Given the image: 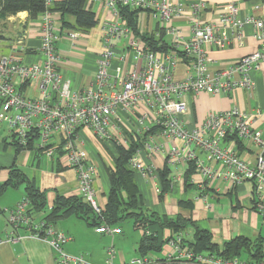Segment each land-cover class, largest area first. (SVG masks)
Masks as SVG:
<instances>
[{"label":"built area","instance_id":"2783aa9c","mask_svg":"<svg viewBox=\"0 0 264 264\" xmlns=\"http://www.w3.org/2000/svg\"><path fill=\"white\" fill-rule=\"evenodd\" d=\"M107 14L100 13L103 50L98 58V70L91 88L72 90L71 83L59 71V45L63 29L47 11L40 18V50L42 64H28L23 55L34 50L29 43L18 40L8 55H0V122L9 133L25 147L36 137V148L46 150L51 141L64 136L63 150L66 163L77 174L80 195L97 214L101 213L95 201L94 181L97 174L89 153L82 148L87 131H92L105 144L123 147L135 146L129 167L145 173L143 157L156 149L165 160L195 162L197 172L206 180H229L232 189L252 182L254 208L264 216V138L259 130H252L255 116L238 110L215 112L195 128H188L184 115L188 109L187 98L206 93L220 95L236 87L253 88L247 77L255 63L264 64V19L253 14L242 18L240 6L227 5L217 23H203V13L208 5L204 0H94ZM53 0H46L47 7ZM263 4L256 3L258 12ZM4 0H0V17ZM138 10L149 15L156 30L147 37L160 40L169 38L168 52L153 50L150 40L134 36L133 27L125 18V10ZM181 22V23H180ZM253 23L259 49L241 58L232 68L211 74L207 64L210 47L224 49L233 33L239 47L245 45L246 25ZM221 31L226 34L222 35ZM72 39L81 32H70ZM127 45L123 46V41ZM179 51L189 65L186 76L175 79ZM113 72V73H112ZM237 75H244L234 80ZM29 84L36 93L34 98L22 91ZM156 130L158 139L147 142L145 136ZM236 131L241 139L256 147L254 160L240 156L222 147L228 132ZM180 141V143H177ZM205 154L218 168L206 166L199 160ZM150 158V155H148ZM151 160V159H150ZM27 200L22 201L10 214V225L15 230L21 223L30 225L33 217L26 215ZM47 228L43 232V228ZM121 230L110 226L97 228V233L118 234ZM44 233V235H40ZM36 236L50 239L57 253L58 264H92L84 257L65 254L61 245L70 241L65 235L39 224ZM116 251L108 250L105 264H114ZM184 262L188 264H264V258L244 260L241 257H224L213 253L194 254L179 236L170 239L162 256L147 254L130 260L127 264H163Z\"/></svg>","mask_w":264,"mask_h":264},{"label":"crops","instance_id":"0c3cea01","mask_svg":"<svg viewBox=\"0 0 264 264\" xmlns=\"http://www.w3.org/2000/svg\"><path fill=\"white\" fill-rule=\"evenodd\" d=\"M53 1L55 3L61 0ZM204 1L208 7L202 16L203 23H217L227 5L233 2L240 6L242 18L256 14L264 19V4L258 12H254L252 8L256 2L244 0ZM86 6L91 11H93L94 6L97 8L98 23L89 32H81V36L77 39H72L69 35L70 32L78 31L69 26L73 25L74 18L67 16L68 24H65L61 13H51L63 29V40L58 51L60 57L58 69L70 81L74 91L89 89L93 84L98 70L99 54L103 50L102 24L99 20V13L110 16L94 0H88ZM23 13L27 16L25 36L23 39L15 36L10 44L14 47L18 40L23 41L24 44L29 43L34 50L24 54V60L28 64H42L44 55L40 50L41 20L40 18L29 20L28 13ZM155 30L156 23L149 15L138 11L136 26L133 27L134 36L146 39ZM2 32L0 29L1 37H3ZM245 32L246 40L243 47H239L233 33L228 32L227 34L231 39L226 48L219 49L216 46L209 48L207 64L211 74L232 68L241 58L253 54L259 49V42L254 36L257 29L253 23L246 25ZM221 34L226 33L221 31ZM162 40L169 44V38L166 35H162L160 40L152 39V41L158 42V46L162 45ZM124 43L123 46H126L127 42ZM151 46L154 47L152 42ZM12 48H9L10 52ZM0 51H2V44H0ZM188 69L189 65L185 61L184 54L179 51L175 79H183ZM244 77V75H237L234 80H240ZM247 77L253 83L251 89L236 87L227 94L200 93L187 98L188 109L184 115L186 126L193 129L203 123L209 114L215 112L238 110L247 116L260 113L252 120L251 128L259 130L264 137V64L255 63ZM22 91L28 97L34 98L36 96L29 84H23ZM153 138L157 143L160 142L156 130L145 136L147 142ZM13 139L14 137L9 133L7 127L0 122V183L8 180L9 171L12 167H17L28 180L35 184L37 189L47 192L49 210L54 206L57 195L65 198L81 196L77 174L66 163L63 135H59L51 141L48 147V150L52 152L50 156L47 155L46 150L39 152L23 149L17 151ZM243 143L244 149L234 139L224 141L222 146L229 151L239 153L240 156L248 158L249 161L254 160L256 147L246 140ZM117 147L103 143L92 131L85 133L82 148L89 153L90 161L97 169L94 181L95 201L101 210H105L108 203L111 182L107 168H113L114 159L119 157ZM153 150H155L153 155L148 151L150 158L147 154L143 157L147 176H144L143 171L136 172L134 175L143 208L148 213L159 216L166 215L175 218L182 215L186 220L193 222V225L187 226L180 233H173L169 229H164L162 231L163 240L181 236L187 243L192 242L195 230L198 228L212 234L213 243L220 248L221 252L225 243L236 238H244L252 242L264 241V216L254 208L252 182H245L234 189H232L231 182L226 179L210 182L197 171L191 173L189 171L190 162L165 160L163 156L157 154L155 148ZM198 159L203 161L206 166L216 167L206 161L205 154H200ZM161 173L166 175L168 182V190L165 193H161L159 189L162 183ZM24 199V185L18 188H9L0 196V264H58L57 253L50 245V239L36 236L37 228L43 222L46 213L33 214L34 223L26 225L23 222L15 230L9 224L11 212ZM186 202H190L192 208L185 207ZM99 227H94L79 216H71L59 221L55 226H50V228L70 239L61 245L65 254L73 257L82 256L92 264H105L108 259V250L111 248L116 251L114 264H127L130 260L141 256L138 249L145 232L143 229L136 228L133 221L128 220L121 225L110 226L113 229H120L118 234L97 233L96 230ZM46 229L44 228L45 231ZM165 249H167V242H165L162 252L155 255L162 256ZM240 257L244 260L252 259V256L246 251H243ZM163 264L188 263L171 262Z\"/></svg>","mask_w":264,"mask_h":264},{"label":"trees","instance_id":"16d2710c","mask_svg":"<svg viewBox=\"0 0 264 264\" xmlns=\"http://www.w3.org/2000/svg\"><path fill=\"white\" fill-rule=\"evenodd\" d=\"M244 1L264 4V0ZM87 2L88 0H61L60 2H53L50 7H47L46 0H4V9L1 17L13 13L27 12L29 20H36L41 18L47 11L59 12L63 16L65 24H68L66 17L71 16L74 18V23L69 26L79 32H89L96 27L98 22L96 13L87 8ZM125 11V18L131 27H135L138 10L126 9ZM146 39L152 42L154 47L151 46V42L150 46L153 50L168 52L171 47L164 40H162V45L158 46V42L152 41L153 38L147 37ZM31 137L33 139L29 140L26 147L21 145L19 140L14 138V146L17 151L27 149L40 152L42 149L35 148L34 146L36 137H33V135H31ZM232 139L238 141L239 146H243V149L245 148L243 143L245 140L239 137L238 132L229 131L224 141ZM117 149L119 157L114 159L113 168H107V173L111 182L108 203L105 210H101L100 214H97L91 205L84 201L82 196L65 198L57 195L54 201V206L49 210L47 192L37 189L35 184L28 180L17 167H12L9 171L8 180L4 183H0V196L9 188H18L19 186L24 185L25 199L23 201L27 200L28 203L27 215L33 217V214L42 212L46 213L43 220L46 227L55 226L59 221L71 216H79L84 220H87L94 227L115 226L131 220L134 222L136 228L143 229L145 232L139 244L138 251L140 255L159 254L162 252L165 242L168 243L170 239H174L170 238L168 240H163L162 231L164 229H169L173 233H180L183 232L187 226L193 225V222L191 220H186L182 215L171 218L166 215L159 216L154 213H148L143 208L142 200L139 196V189L134 178L135 171L131 170L129 167V161L134 155L136 149L135 147H132L129 150L122 147H117ZM207 162L209 164H214L213 162ZM190 163L191 166L189 171L195 173L197 171L196 163L194 161ZM216 168H218L217 164ZM199 173L202 175L201 172ZM161 176L162 183L159 189L161 193H165L168 190V182L166 181L165 174L161 173ZM209 181L211 182L215 180ZM185 207L192 208L190 202H186ZM44 228L42 229L43 232L45 231ZM40 235H44V233H41ZM182 241L194 254L213 253L224 257H240L242 252L246 251L252 256L251 260L264 258V241L252 242L244 238H236L225 243L223 247L224 249L221 252L220 248L213 243L212 234L198 228L195 230L192 242L190 241L187 243L183 238Z\"/></svg>","mask_w":264,"mask_h":264},{"label":"rangeland","instance_id":"374dc122","mask_svg":"<svg viewBox=\"0 0 264 264\" xmlns=\"http://www.w3.org/2000/svg\"><path fill=\"white\" fill-rule=\"evenodd\" d=\"M93 8V11L97 13V8L95 6ZM26 28L27 16L23 12L13 13L5 17H0V29L3 31V38L0 37V44H2V51H0L1 55L9 54V48L12 46L10 43L15 39V36H19L21 37V39H23V36H25ZM126 42L127 40L123 41L124 44H126ZM122 223H120L119 225H121Z\"/></svg>","mask_w":264,"mask_h":264}]
</instances>
